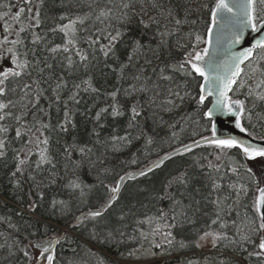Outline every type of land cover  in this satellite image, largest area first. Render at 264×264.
I'll use <instances>...</instances> for the list:
<instances>
[{"label":"trees","instance_id":"trees-1","mask_svg":"<svg viewBox=\"0 0 264 264\" xmlns=\"http://www.w3.org/2000/svg\"><path fill=\"white\" fill-rule=\"evenodd\" d=\"M116 2L119 3V0ZM213 2L214 0H162L165 9H171L176 18L186 21L179 26L175 25L174 21L171 23L164 21L159 16L158 11L146 3L145 7L149 16H156L161 19V23L166 25L169 32L178 29L165 38L167 43L163 46H158L160 37L157 34L156 25L145 29L139 23L141 18L147 21V16L142 17L138 14L129 24L124 26L113 21L114 26L121 27L124 32L116 44L114 57H104L99 52L98 46L97 51L93 53L85 42L86 37L94 31L91 20L84 25H77L78 46L90 56V63L85 70L80 64L79 58L74 54L75 49L69 53L61 51L55 54L49 53L48 49L54 45L65 43L63 32L59 30L52 32L50 29L56 28L58 24H67L70 19L88 12L90 10L87 7L88 0H43V4H40V0H32L30 4H23L22 0H0V40H3L5 36L8 37L9 41L16 39V31L21 27V24L12 17L19 11L20 7L33 8L32 15L34 16L36 6L40 5L41 25L20 33V37L29 50L30 58H32V50L34 49L35 59L47 61L53 65L51 69H46L42 75L35 70L32 72V77L39 78L44 89V96L39 101V108L44 109V112H39L37 109H32V111L36 112V120L51 125L49 129L44 131V135L49 139L48 152L56 165L55 168L51 165H44L39 171L40 178L48 185L43 188L44 197L41 199L34 191L32 182L26 179L28 171L35 168V161L39 158L37 152L40 149L36 148L34 140L32 145H26L28 136L23 137V139L16 138L15 129L18 125L14 120L0 121V125L9 126V131L6 134L0 133V138H6L7 142L5 155L0 157V217L10 218L11 223L20 229L17 233L9 228L7 223L0 222V232L5 234L0 236V244H5V237L7 236V243L11 244L13 239L18 238L21 241L20 248H23L29 240L39 241L58 233L81 211L98 207L109 195L106 186L116 181L120 175L138 170L160 155L210 134V121L203 117L202 112L197 113V105L191 100H185L180 109L171 113L145 105L144 111L136 121L138 127L131 128H129L131 119L129 108L134 100L126 98L123 91L119 97L121 102L125 103L123 116L114 119L109 112L103 114L101 119L96 121L95 113L111 103V98L107 93L117 88L123 90L129 87L131 75L136 71L135 67H130L123 79L119 77L117 70L121 63L127 62L132 40L139 39L145 45L156 50L159 59L153 56L151 52H147L153 66H163L165 63L178 64L183 61L187 52L192 51L191 44L194 42V35L189 36L187 34L199 33L205 37L207 24L210 21L209 12L203 5H210ZM139 8L140 4L137 2V13H139ZM5 13L8 15H4ZM23 15L27 17L28 13ZM61 16H65V19L61 20ZM193 20L196 21L195 24L191 23ZM28 23L34 24L35 22L25 19L24 25L27 26ZM5 24L10 26L9 32L4 30ZM96 27L103 26L97 24ZM33 32L41 37V41L35 45L32 44ZM103 43L106 44L107 41L105 40ZM180 45H184V47H180ZM203 45L204 43H199L197 49ZM8 46L11 45H4L3 47ZM68 55L72 56L75 62L74 67H68L65 59ZM257 61L264 65V51L256 50V54L251 60V66L249 62L243 66L238 82H243L245 86L234 85L230 97L245 101L246 110L241 117L245 130L252 136L264 138V102L257 103L253 107V98H246L248 86L254 87L255 81L260 78L259 71L255 74L252 72V68L257 66ZM139 62L143 64V58ZM4 66H8V62L0 61V70ZM40 67H43V64H40ZM152 70L151 66L146 68L149 74L152 73ZM49 75H51V79H47ZM58 77H63L67 84L66 88L58 90L59 100L56 99V93L53 92ZM88 77H91L93 86L99 91L96 93L84 91L82 87L76 96L79 103L70 100L69 96L77 91L74 85L81 83ZM177 78L183 80L179 73H177ZM188 79L191 81L190 90L196 96L199 92L196 85L200 79L198 77L194 80L191 77ZM23 80L30 82V78L27 76L23 77ZM18 97L19 93H16L0 99H4L6 102L7 99L18 100ZM135 99L139 100L140 96L137 95ZM208 104L209 101H205L204 106H202L203 111L207 110ZM10 110L18 114V108ZM65 111H69L71 123L66 125L68 130L62 132L57 124L64 121ZM182 116H190L191 118L183 120L175 129L171 128L170 125L179 121ZM26 120L29 123H35L32 115H28ZM93 129L99 132V138L102 141L108 140L113 135L123 136L127 132L133 138L132 143L128 146L116 143L114 147L117 150H111L113 146L109 144V148L106 150L96 144L97 137L94 135ZM141 129L146 132L147 136L152 137V144L146 145L143 138L135 139ZM173 132L176 133L175 137ZM73 144L77 148L65 153L64 149ZM85 145L94 150V154L91 156L92 160H95L101 152H106L105 163L92 167L88 159L83 158L81 167L77 169L74 162L82 159L78 148ZM27 148H32V153L28 156L31 168L28 165L25 166V178L17 175L16 179H21V187H15L12 173L18 163L15 159L16 151L25 149L26 153ZM218 152L219 150L213 146H201L189 153L169 159L146 176L126 182L119 198L106 213L109 219V229L124 233L122 237L117 235V240L122 242L111 241L104 244L92 241L91 247L97 253L92 264H99V257H102L106 264H188L189 261H193L194 264H221V262L224 264H264V257H248V252L258 251V248L247 242H242L243 247L218 244L216 247L212 246L211 249L204 251L196 246L199 236L204 231L209 230L208 225L215 218V206L210 201L216 199L217 196H227L228 199L224 205L225 213L229 211L227 206L234 204L236 194L228 188L230 183H235L238 186L242 184L246 189V194L241 192L240 204L235 205L231 213L224 216V220L229 225L226 231L230 235L234 232L231 222L237 218L236 212H239L240 218L245 215L255 217L253 205L259 187V168L264 164V158L245 160L239 150L231 149L228 155H221V159L217 161ZM133 161L136 162L133 163ZM209 161L213 165L218 164L220 166L219 173L208 167ZM240 164L251 168L255 174V179L251 178L243 167H239L238 174L231 172L232 167H238ZM104 168L109 169V171H101ZM180 172H187L191 178L189 192L194 194L195 199L199 200L200 204L195 205L191 197L183 198L184 204L188 205L187 215L191 222H183L171 229L161 227L159 232L153 234L152 230L156 228L157 221L153 220L151 225L138 223V221L144 220L145 217H156L160 210L167 212L169 217L171 216V200L168 198L160 199V197L165 195V185L169 179ZM77 176L83 182L84 197H81L79 190L73 191L65 187L69 180L75 179ZM209 176L224 177L223 181H220L222 188L218 192H212ZM51 179H55L56 183L49 184ZM196 189L200 190L199 193L196 192ZM167 191L172 193L176 199H182L181 192L183 189L178 191L177 187L173 186ZM204 197H209V199L205 200ZM53 199L66 201L69 207L64 209L58 206L54 210L51 207ZM29 203L37 204L34 212L29 209ZM196 207H199L200 211H196ZM64 211H69L70 215H63L62 212ZM17 213L22 215L18 216ZM121 215L124 216L123 220L119 219ZM37 221L41 223L38 225ZM216 229H218V225H212V230ZM90 231H92L91 223L87 225V228H73L68 232V238L61 239L57 244L53 264H70V261L72 264H80L83 255L82 246L88 244ZM142 231L148 234L147 239L141 236ZM165 231H171L172 237H174L172 245L166 243V237L163 235ZM33 232H35L34 235ZM253 239L254 244H258L259 234ZM180 242L186 246L181 248ZM157 243L161 245L160 248L153 247V244ZM73 249L76 251L74 252ZM136 249H139L137 256H140V259L127 256L129 251ZM146 250H150L156 255L145 257L143 253ZM13 251L15 254L8 257L7 248L0 249V264H4L5 258H7L8 264H28L29 260L22 251L18 248H14ZM121 253L124 255L122 256Z\"/></svg>","mask_w":264,"mask_h":264},{"label":"snow or ice","instance_id":"snow-or-ice-1","mask_svg":"<svg viewBox=\"0 0 264 264\" xmlns=\"http://www.w3.org/2000/svg\"><path fill=\"white\" fill-rule=\"evenodd\" d=\"M31 2L32 0H22L23 4H30ZM137 2L140 4L139 13H137L136 9ZM146 3L150 4L151 8L156 9L159 16L168 23L174 21L175 25L179 26L186 22L176 18L171 9H165L162 0H119V3H117L116 0H88L87 7L90 9L88 12L83 13V15H78L74 19H70L67 24H58L56 28L50 29L52 32L57 30L63 32L65 43L63 45H54L48 49V52L52 54L61 51L63 53H69L75 49V56L79 58L80 64L87 70L90 63V56L78 46V29L76 26L84 25L91 20L94 31L86 37L85 42L88 44L89 48L92 49L93 53L97 51L98 46L99 52H101L104 57H114L116 55V44L122 38L124 32L121 30V27L114 26L113 21L124 26L129 24L138 14L142 17H148L147 21L143 18L139 21L145 29H148L152 25H156L158 30L157 34L160 37L158 46H163L167 43L165 38L178 29H173L172 32H169L166 25L161 23V19H158L156 16H149L145 7ZM40 4H43V0H40ZM203 7L208 10L210 21L207 24L206 37L199 33H188L187 35L189 36L194 35V42L191 44L192 51L187 52L183 61L178 64L165 63L163 66H153L152 60L148 57L147 52H151L153 56L159 59L156 50L145 45L139 39L132 40L127 55V62L121 63L117 70L119 77L123 79L127 70L130 67H135L136 71L131 75L129 87L123 90L117 88L107 93L111 98V103L108 104L107 107L100 108L95 113L96 121H99L103 114H108L109 112L114 119L125 114V103L121 102L119 98L121 91H123L126 98L134 100L129 108L131 112L129 128L134 126L138 127L136 121L144 111L145 105L171 113L180 109L185 100H191L197 105V113L200 114L202 112L203 117L208 121H212L214 113L221 112V109H223L226 110L227 113L235 115V126L240 129L241 132L245 131L240 120V114L246 110L245 101L240 99L232 100L228 93L233 91V85L238 84L239 87L245 86L243 82H238L237 79L242 72L240 67L241 64L248 61L251 66V60L256 54V50L264 51V34H260L264 33V0H214L210 5L206 4L203 5ZM24 13H28V16L25 17L23 15ZM32 13L33 8L20 7L19 11L12 17V19L21 24V27L16 31V39L9 41L8 37L5 36L3 40H0V61L8 62V66H4L3 69L0 70V98H6L9 94L19 93L18 100L15 101L7 99L5 102L4 99H0V121H5L7 119L14 120L18 125L15 129L16 138L23 139V137L28 136L29 139L26 141V145H32L34 140L36 148L40 149L37 152L39 158L35 161V168L28 171L26 179L32 182L34 191L43 199V188L48 185L40 178L39 171L44 165H51L53 168H55L56 165L48 152L47 146L49 144V139L44 135V131L49 129L51 125L36 120V112L32 111V109H37L39 112H44V109L39 108V101L44 96V89L41 86V80L32 77V72L35 70L42 75L46 69H51L53 65L47 63V61L35 59L34 49L32 50V58H30L29 50L24 40L20 37V33L41 25L40 5L36 6L34 16ZM4 15L7 16L8 13ZM169 17H171V20H169ZM25 19L28 21L34 20L35 23H28L27 26H25ZM60 19H65V16H61ZM191 23L195 24L196 21L193 20ZM97 24L103 27H96ZM9 28L10 26L5 24V32H9ZM160 29L163 30L161 31ZM214 29L215 50L210 51L213 46ZM249 29L252 33L258 34L257 37L253 38L251 46L244 48L243 51L240 52H231L232 46L240 44L245 38V32ZM105 40L107 41L106 44L103 43ZM40 41L41 37L33 32L32 44L35 45ZM199 43H204L206 46L202 50H197ZM9 44L11 46L3 47ZM180 47H184V45H180ZM141 58H143V64L139 62ZM65 59L67 60L69 68L74 67L75 62L71 55L66 56ZM40 64H43V67H40ZM149 66L153 69L151 74L146 71V68ZM257 71L260 72V78L255 81L254 87L251 85L248 86V92L246 94V98H253V107H255L257 103L264 102V65H262L260 61H257V66L252 68L253 74ZM177 73H179L183 80H178ZM25 76L30 78V82L23 80ZM189 77L193 80L196 77L202 78L203 82H197L196 86L199 88V92L196 96H194L192 90H190L191 81L188 79ZM51 78V75L47 77V79ZM66 87L67 84L63 80V77H58L55 88L53 89V92L56 93L57 100L60 99L58 90ZM82 87L84 91L93 93L99 91V89L93 86L91 77L82 80L79 84H75L74 88L77 89V91L73 92L69 96V99L74 100L77 104L79 100L76 99V96L78 95V90ZM137 95L140 96L139 100L135 99ZM213 95L216 97L215 104L213 107L208 108L207 111H203L202 106L205 104L206 97ZM13 108H18V114L10 110ZM28 115H32L35 123H29L26 120ZM69 115V111H65L64 121L57 124V127L62 132H66L68 130L66 125L71 123ZM190 118V116H182L179 121L174 122L170 127L175 129L183 120ZM8 131L9 126L0 125V133L6 134ZM36 133H39V135H36ZM93 133L97 137L96 144L106 150L109 148V144L113 146L111 150H117L114 147L116 143H121L124 146L131 145L133 139L131 135L126 132L123 136L113 135L109 137L108 140L102 141L99 138V132L93 129ZM173 136H176L175 132H173ZM42 137L43 139H41ZM142 138L145 139L146 145L153 143L152 137L147 136L143 129L140 130L135 139L140 140ZM202 142L203 144L214 146L215 149L219 150L216 155L217 161L221 159V155H228L231 149H239L245 160H254L257 157L264 158V147L242 143L235 137L218 138L215 123H212L211 138L208 136H201L199 140H193L190 145H182V149L176 148L173 152L177 155H183L184 153L191 152L194 147L201 146ZM6 148V138H0V157L5 155ZM76 148L77 146L73 144L66 147L64 152L68 153L70 150H75ZM78 151L82 159L74 162L77 169L81 167L83 158H87L92 167L105 163L106 152H101L96 156L95 160H92L91 156L94 154L93 148L85 145L79 147ZM22 153H24V155H22ZM31 153L32 148H27L26 153L25 149L16 151L15 159L18 163L16 164L15 171L12 173L15 187H21V179H16L17 175L19 174V177L25 178V166L28 165L29 168H31L28 161V156ZM171 155L172 154H166L164 157H161L158 162H153L136 174L129 172L120 176L114 187L106 186L111 196L108 197L103 205L95 210L89 209L87 212H80V214L75 217L70 227L87 228L89 223L92 224V231L88 234L89 242L86 246H82L83 255L81 256L80 264H92L93 258L97 257V253L91 247L92 241L104 244L111 241H116L117 243L122 242L117 240V235L122 237L124 233L109 229V219L106 213L119 198L121 187L126 179H135L136 176H146L148 173L152 172L154 168L160 167L165 159H170ZM205 159L207 158L205 157ZM135 162L136 161H133V163ZM208 167L214 169L217 173L220 172V166L218 164L213 165L211 161H209ZM239 167H243L249 176L255 179V174L252 172V169L244 164H240L238 167H232L231 172L238 174ZM101 171L108 172L109 169L104 168L101 169ZM209 179L211 180L212 192H218L222 188V183L220 181H223L224 177L209 176ZM48 183L54 184L56 180L51 179ZM190 184L191 178L188 176L187 172H180L178 175L171 177L165 185V195L160 197V199L168 198L171 200V216L169 217L167 212L160 210L158 216L145 217L144 220L138 221V223H147L151 225L153 220L157 221L156 228L152 230L153 234H155L160 231L161 227L171 229L183 222H191L190 217L187 215L188 205L184 204L183 198L191 197L197 206L200 204V201L196 200L194 194L189 192ZM173 186H176L178 191L183 189L181 192L182 199H176L172 193L167 191ZM65 187L73 191L79 190L81 197L85 196L83 182L80 181L79 176L69 180ZM228 188L236 194L234 204L228 205L229 211L225 213L224 205L228 199L227 196H217L216 199L210 201L215 206V218L212 219L211 223L208 225L209 230L204 231L199 236V240L196 241V246L202 247L201 241L207 242L209 238H211L213 247H216L218 244H221V246L239 245L243 247L242 242H247L248 244H253L255 248H258V251L248 252V257H264V235L259 236L258 244H254L253 239L256 235L264 233V188L257 189L259 195L253 205L255 217L245 215L243 218H240L239 212H236L237 218L233 219L231 222V227L234 229L231 235L226 231L229 225L224 220V216L229 215L234 206L240 204V194L241 192H245L246 194V189L242 184L238 186L235 183H230ZM199 191V189H196L197 193H199ZM204 199L208 200L209 197H204ZM58 206L64 209L69 207L66 201H57L53 199L51 207L55 210ZM28 207L34 212L37 208V204L29 203ZM196 211H200V208L196 207ZM62 214L67 216L70 215V212L64 211ZM17 215L20 216L22 214L17 213ZM205 215H207V213H205ZM119 219L123 220L124 216L121 215ZM0 222L7 223L8 227L12 228L17 233L20 230L16 225L11 223L10 218L0 217ZM36 223L39 225L41 222L37 221ZM212 225H218V229L212 230ZM43 226L48 227L47 225ZM32 234L34 235L35 232ZM4 235L3 232H0V236ZM163 235L166 237V243L172 245L174 237H172L171 231H165ZM141 236L147 239L148 234L142 231ZM67 238L68 233L64 232L50 241L33 242L29 240L23 248H20L21 241L18 238L13 239L12 243L9 244L7 243L6 236V242L5 244H0V249L7 248L8 257H11L15 254L13 249L18 248L30 262L34 260L36 264H44L46 260L47 264H53L54 256L51 254L53 245L59 242V240ZM185 246L183 242H180L181 248ZM153 247L160 248L161 245L157 243L153 244ZM28 248L39 250V255H30L27 251ZM73 251L75 252L76 250L73 249ZM137 252H139V249L129 251L127 256L140 259V256H137ZM78 255L80 254L78 253ZM121 255L123 256L124 254L121 253ZM143 255L145 257L155 256L156 253L146 250ZM4 264H8L7 258H5ZM70 264H72L71 261ZM99 264H106V261L102 257H99ZM188 264H194V262L189 261ZM221 264H224V262H221Z\"/></svg>","mask_w":264,"mask_h":264},{"label":"water","instance_id":"water-1","mask_svg":"<svg viewBox=\"0 0 264 264\" xmlns=\"http://www.w3.org/2000/svg\"><path fill=\"white\" fill-rule=\"evenodd\" d=\"M260 34H264V33H260ZM258 34L257 33H252L251 30H247L245 32V38L244 40H242V42L240 44H236V45H233L232 48H231V52H240V51H243L244 48H247V47H250L251 46V43L253 42V38L254 37H257ZM206 37V35H205ZM206 45L204 44L203 47L197 49V50H202ZM215 50V29H214V35H213V46H212V49L210 51H214ZM207 59V57H206ZM248 61H245L243 64H241V69L242 67L247 63ZM200 79V82H203L202 81V78L198 77ZM239 78V77H238ZM237 78V79H238ZM234 86V85H233ZM230 94V92L228 93V95ZM215 99L216 97L213 95V96H207L206 97V100L205 101H209V105H208V108H211L213 107V105L215 104ZM207 108V109H208ZM207 111V110H206ZM235 111V109H234ZM223 113V114H221ZM241 115L242 113L240 114V120H241V125L242 127L243 126V123H242V119H241ZM235 122H236V116L235 115H232L230 113H227L226 110H223L221 109V112H217V113H214L213 115V120L210 121V126H211V132H210V135H208L209 138H211L212 136V123H215L216 124V131H217V136L218 138H228V137H235L237 138L238 140H240L242 143H246V144H251V145H256V146H261V147H264V138L262 137H255V136H252L250 134L247 133V131L245 130L244 132H241L240 129H238L236 126H235ZM200 138L198 139H195V140H199ZM192 142H189L187 144H191ZM185 145V144H184ZM201 146H209V145H206V144H203V142L201 143ZM199 146V147H201ZM199 147H194L193 150L199 148ZM176 148H181L182 149V145L179 146V147H176ZM174 148V149H176ZM170 150L166 153H164L163 155L159 156L158 158H156L155 160L151 161L150 163L146 164L145 166H143L142 168L138 169V170H133V171H129L130 173H133V174H136L138 173L139 171L141 170H144L147 166H149L150 164H152L153 162H158L160 160L161 157H164L166 154H172L171 155V158L173 157H176V156H180V155H177V154H174L173 150ZM192 150V151H193ZM239 150V149H237ZM240 151V150H239ZM189 153V152H188ZM186 154V153H184ZM243 156V154H242ZM244 157V156H243ZM170 158V159H171ZM169 159H165L163 164L168 161ZM163 164H161L160 166H162ZM159 168V167H157ZM157 168H154L153 171ZM127 172V173H129ZM151 173V172H150ZM126 173H124L123 175H125ZM149 174V173H148ZM147 174V175H148ZM122 176V175H121ZM142 176H136L135 179L137 178H140ZM135 179H126V181L124 182V184L126 182H130V181H133ZM119 180V178L117 179ZM117 180L114 182V183H111V184H108V186H112L114 187L116 185V182ZM123 184V186H124ZM123 186L121 187V190L123 188ZM258 188H264V165L260 166L259 168V187ZM120 190V192H121ZM120 194V193H119ZM259 195V192L257 191L256 193V197H255V200L257 198V196ZM109 196H111V193L109 192ZM108 196V197H109ZM107 197V199H108ZM103 201L98 207L92 209V210H95L97 208H99L101 205H103L106 201ZM89 209L87 210H84L82 212H87ZM80 213H78L76 216H78ZM75 216V217H76ZM75 218L73 219V221H71L70 223H68L65 228L63 230H60L58 233L54 234V235H50V236H47L39 241H35V240H31L33 242H45V241H50V240H54V238L58 235H60L61 233H64V232H67L69 230H72L73 227H70V225L73 224ZM260 235H264V233H261ZM60 241V240H59ZM28 243V242H27ZM57 243H55L51 249V254L54 256V253H55V249L57 247ZM27 251L30 253V255L32 256H37L39 255V250L37 249H34V248H28ZM28 264H36V262L33 260V261H29ZM44 264H47V261L45 260L44 261Z\"/></svg>","mask_w":264,"mask_h":264},{"label":"rangeland","instance_id":"rangeland-1","mask_svg":"<svg viewBox=\"0 0 264 264\" xmlns=\"http://www.w3.org/2000/svg\"><path fill=\"white\" fill-rule=\"evenodd\" d=\"M201 244L203 246L202 247H198L199 249H201V251H204L205 249H211L212 248L211 238H209V240L207 242L201 241Z\"/></svg>","mask_w":264,"mask_h":264},{"label":"bare ground","instance_id":"bare-ground-1","mask_svg":"<svg viewBox=\"0 0 264 264\" xmlns=\"http://www.w3.org/2000/svg\"><path fill=\"white\" fill-rule=\"evenodd\" d=\"M122 175H123V174H122ZM120 176H121V175H120ZM120 176H119V177H120ZM119 177H118V178H119ZM70 231H71V230H69L68 232H70Z\"/></svg>","mask_w":264,"mask_h":264}]
</instances>
